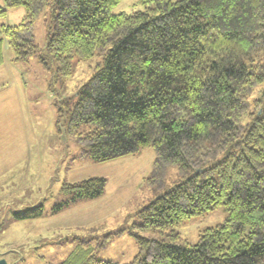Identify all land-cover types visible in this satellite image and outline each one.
<instances>
[{
	"label": "trees",
	"instance_id": "obj_1",
	"mask_svg": "<svg viewBox=\"0 0 264 264\" xmlns=\"http://www.w3.org/2000/svg\"><path fill=\"white\" fill-rule=\"evenodd\" d=\"M2 1L0 17L15 7L25 16L0 23V65L5 39L13 61L34 57L55 81L71 75L75 57H99L74 94L61 98L50 86L55 125L78 142L77 158L105 162L149 146L146 181L158 189L167 167L177 168L181 181L137 211L128 232L138 252L128 264H264V106L249 101L264 85V0H138L142 9L118 13L122 0ZM41 15L45 47L34 34ZM106 182H64L50 212L101 196ZM221 205L227 218L197 243L175 229ZM43 212L39 204L15 216ZM93 239L78 238L59 264H119L98 259Z\"/></svg>",
	"mask_w": 264,
	"mask_h": 264
},
{
	"label": "rangeland",
	"instance_id": "obj_2",
	"mask_svg": "<svg viewBox=\"0 0 264 264\" xmlns=\"http://www.w3.org/2000/svg\"><path fill=\"white\" fill-rule=\"evenodd\" d=\"M138 0H122L113 13L142 9ZM3 1L0 0V6ZM23 7L7 9L0 23L22 21ZM46 18L34 23L36 43L46 44ZM5 60L0 65V257L8 264H59L77 246L78 238H95L98 259L130 263L138 252L128 230L139 222L137 211L157 195L181 181L177 168L169 165L165 186L158 189L147 183L151 175L154 151L147 146L139 153L105 162L77 158L80 145L74 138L59 133L55 125L54 88L61 98L74 94L78 86L95 72V57L74 58L71 75L59 81L32 57L15 62L4 40ZM59 91V93H57ZM51 92V94H50ZM59 99V98H56ZM262 101L264 85H259L249 101ZM88 177H104L105 192L94 199L78 201L53 214L50 209L64 199L61 186ZM43 205L35 218H17L15 214L29 207ZM228 211L221 205L175 227L190 244L199 240L205 229L225 221ZM124 229L123 233L98 246L103 236ZM153 236H158L154 233Z\"/></svg>",
	"mask_w": 264,
	"mask_h": 264
},
{
	"label": "water",
	"instance_id": "obj_3",
	"mask_svg": "<svg viewBox=\"0 0 264 264\" xmlns=\"http://www.w3.org/2000/svg\"><path fill=\"white\" fill-rule=\"evenodd\" d=\"M0 264H8L5 258H0Z\"/></svg>",
	"mask_w": 264,
	"mask_h": 264
},
{
	"label": "crops",
	"instance_id": "obj_4",
	"mask_svg": "<svg viewBox=\"0 0 264 264\" xmlns=\"http://www.w3.org/2000/svg\"><path fill=\"white\" fill-rule=\"evenodd\" d=\"M6 16H7V15H6ZM6 16H5V17H6ZM24 16H25V15L22 16V19L24 18ZM4 24H6V23H4ZM6 25H8V24H6ZM9 25H10V24H9ZM6 48H7V47H5V46L3 45V55H4V51L6 50ZM11 59H12V58H11ZM4 60H5V57H4Z\"/></svg>",
	"mask_w": 264,
	"mask_h": 264
},
{
	"label": "bare ground",
	"instance_id": "obj_5",
	"mask_svg": "<svg viewBox=\"0 0 264 264\" xmlns=\"http://www.w3.org/2000/svg\"><path fill=\"white\" fill-rule=\"evenodd\" d=\"M20 58V57H19Z\"/></svg>",
	"mask_w": 264,
	"mask_h": 264
}]
</instances>
